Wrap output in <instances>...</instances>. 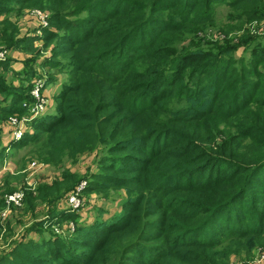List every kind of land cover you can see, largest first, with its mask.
Listing matches in <instances>:
<instances>
[{"label": "trees", "instance_id": "trees-1", "mask_svg": "<svg viewBox=\"0 0 264 264\" xmlns=\"http://www.w3.org/2000/svg\"><path fill=\"white\" fill-rule=\"evenodd\" d=\"M218 4L241 19L260 17L264 0H0V43L10 51L0 58V160L30 146L31 158L56 167L99 150L87 177L62 172L33 190L36 199L59 203L81 180L84 193L126 195L106 220L102 210L81 223L60 209L46 227L71 220L66 238L18 240L0 264H228L264 247V52L231 77L229 40L197 38ZM25 10L46 24L12 21ZM58 74L52 108L29 119L30 87L18 80L37 78L44 90ZM12 116L27 118L19 139L7 134Z\"/></svg>", "mask_w": 264, "mask_h": 264}, {"label": "rangeland", "instance_id": "rangeland-1", "mask_svg": "<svg viewBox=\"0 0 264 264\" xmlns=\"http://www.w3.org/2000/svg\"><path fill=\"white\" fill-rule=\"evenodd\" d=\"M261 10L258 12L260 17H256L255 14L251 16H245L241 19L232 18L236 12L231 6L225 4H218L213 9V15L215 22L211 26H207L203 31L197 34L198 39L207 40L212 43H223L225 40H229L228 45L234 47L224 57L223 63L229 60V71H231V77L236 81L240 76L243 69L250 67L251 64L258 62L260 53L264 52V5L260 6ZM37 13V12H36ZM33 11H22L18 16L12 15V21H16L20 26L26 28V30H32L35 25L38 24L37 14ZM7 31V29H6ZM228 33V34H226ZM191 34H186L185 38ZM0 32V37H1ZM249 37L250 41H249ZM207 47V44H203ZM258 48L254 53L253 48ZM10 51L5 49L0 43V58L9 59ZM15 63V62H13ZM12 63V64H13ZM37 73H41L42 70L36 67L33 68ZM259 69L264 71V64L259 66ZM1 73V71H0ZM6 84H9V74H5ZM57 81L51 82L44 86V90L41 88L42 81L34 78L33 80H22L18 82L21 85H29L30 90L24 93V96L29 101V113L32 112V108L35 106L40 107V102L47 101L48 108L51 109L53 104L51 98L53 94L59 89L60 83L63 79L62 74L56 75ZM39 85L38 92L36 91ZM236 85V82L234 86ZM41 88V89H40ZM40 90H43V96L40 95ZM262 90L258 92L260 95ZM204 94V91L201 92ZM37 95V96H36ZM1 98V96H0ZM204 100V99H203ZM202 96H197L190 100L193 107H196L198 103H202ZM188 100L182 99L179 102L180 106L186 105ZM205 102L200 105V109L206 106ZM50 104V105H49ZM17 118L16 116H13ZM16 120V119H15ZM18 120V118H17ZM7 125V134H11L12 130H15V125L4 122ZM228 131H233L229 129ZM227 131V132H228ZM30 146H26L21 149H7L4 153L3 160H0V201L5 203L0 207V255L6 253L14 242L18 240L40 239L41 237H53L59 235L61 238H66L68 234L73 231V222L71 220L64 221L62 224H55L47 228L46 225L50 223V216L60 209L68 208V204L63 199L58 203L45 202L42 199H36L37 194L33 191L38 185H42L56 178L62 172L67 170H73L81 178L87 177L90 166L94 162L93 155H99V150H89L80 153L74 159L65 160L63 163L56 167H50L40 171L43 168H38L35 171L29 169V163L37 161L31 158ZM100 147V146H99ZM101 148V147H100ZM94 152V153H93ZM43 172V173H42ZM57 175V176H56ZM47 176V179L45 178ZM22 189L24 196L19 205H12L6 203V196L12 191ZM33 193V194H31ZM261 190L254 189L251 192V197H259L261 200ZM85 200L81 202L84 204L77 210L82 215L79 219L81 223H90L94 221L98 210H102L100 218L106 220L113 215L117 214L121 209V202L126 198L125 192L121 189H111L107 192L106 196L103 193H84ZM59 204V205H58ZM66 209V208H65ZM36 229H42V233H38ZM264 254V247H256L252 256V260L248 261L242 252L233 254L230 260L235 264H264V258L261 255ZM130 257L119 258L118 262L126 261L131 263Z\"/></svg>", "mask_w": 264, "mask_h": 264}, {"label": "built area", "instance_id": "built-area-1", "mask_svg": "<svg viewBox=\"0 0 264 264\" xmlns=\"http://www.w3.org/2000/svg\"><path fill=\"white\" fill-rule=\"evenodd\" d=\"M33 12H37V19H38V23H42V24H46V20H45V15H43L40 11H33ZM39 89V85L36 88V91L38 92ZM37 96V95H36ZM46 100H43L42 102H40V107H33L32 108V112L29 113V119H31V116L34 115L37 112H40L43 110V108L45 107L46 104ZM16 119V120H15ZM27 120V118H23V120ZM22 121L21 120H17V118L15 117H10L7 122L13 125H15V130H12V136L14 139H19L22 135ZM45 165L43 163H39L37 161H33L29 163V169H31L32 171H35L38 168H44ZM45 178L47 179V176H45ZM85 180H81L77 183V186H75V189L73 191H71L70 194H68V196L64 199L66 201V203L68 204V208L72 209V210H78L80 207V205L83 207L84 204H81L82 201L85 200L84 197V192H83V187L85 186ZM24 197V192L22 189H18L16 191H13L11 193H8L6 196V203L8 204H14V205H19L22 201ZM64 201V202H65ZM261 257L264 258V254L261 255ZM228 264H235L232 260L228 263Z\"/></svg>", "mask_w": 264, "mask_h": 264}, {"label": "crops", "instance_id": "crops-1", "mask_svg": "<svg viewBox=\"0 0 264 264\" xmlns=\"http://www.w3.org/2000/svg\"><path fill=\"white\" fill-rule=\"evenodd\" d=\"M51 166H48V165H45V167L43 168V169H41L40 171H42V170H44V169H46L47 170V168L49 169ZM54 168V167H53ZM43 173V172H42Z\"/></svg>", "mask_w": 264, "mask_h": 264}]
</instances>
